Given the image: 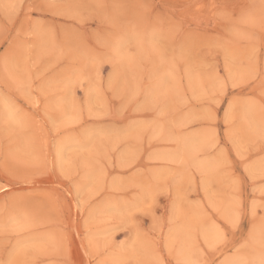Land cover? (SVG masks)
Returning <instances> with one entry per match:
<instances>
[{
    "label": "rangeland",
    "instance_id": "1",
    "mask_svg": "<svg viewBox=\"0 0 264 264\" xmlns=\"http://www.w3.org/2000/svg\"><path fill=\"white\" fill-rule=\"evenodd\" d=\"M0 264H264V0H0Z\"/></svg>",
    "mask_w": 264,
    "mask_h": 264
}]
</instances>
